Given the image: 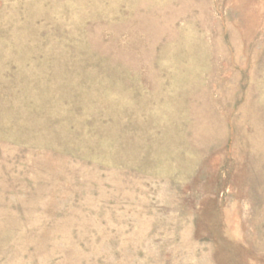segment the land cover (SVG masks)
Segmentation results:
<instances>
[{
    "label": "rangeland",
    "instance_id": "rangeland-1",
    "mask_svg": "<svg viewBox=\"0 0 264 264\" xmlns=\"http://www.w3.org/2000/svg\"><path fill=\"white\" fill-rule=\"evenodd\" d=\"M0 264H264V0H0Z\"/></svg>",
    "mask_w": 264,
    "mask_h": 264
}]
</instances>
